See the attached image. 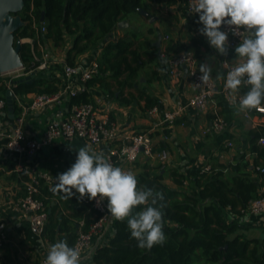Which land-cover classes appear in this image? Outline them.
<instances>
[{
    "label": "trees",
    "instance_id": "obj_1",
    "mask_svg": "<svg viewBox=\"0 0 264 264\" xmlns=\"http://www.w3.org/2000/svg\"><path fill=\"white\" fill-rule=\"evenodd\" d=\"M179 0H26L20 16L25 23L15 33L16 40L30 39L34 42L23 43L21 59L25 73L34 70L38 63L34 56H40V46L52 42L57 48H64L67 39L71 46L66 50V64L75 66L78 58L103 46L99 56L100 76L87 82V88L99 85L110 97L119 98L124 90L134 91L141 97L144 92L137 89L140 73L148 64L157 67L160 58L155 41L143 38L137 30H126V36L116 42H110V34L117 30L118 24L134 15H140L139 9L149 12L154 4L163 3L167 7L175 6ZM44 14V22H42ZM46 33H41V27ZM149 35L156 36L154 29ZM139 42L137 45L136 43ZM196 40L191 46L183 47L170 40L166 53H178L182 50L193 52L199 58V45ZM62 72L60 77L44 76L48 71ZM158 71L152 75L158 78ZM23 78H19L20 80ZM15 80V81H17ZM110 80V81H109ZM63 82V66L55 64L47 71L38 72L32 84L21 82L12 85L18 97L32 93L54 94ZM7 86L0 85V100H6ZM247 91L240 90V94ZM215 96L217 105L225 121L235 113L234 108L219 91ZM136 98L131 92L129 98H123V105H130ZM93 96L84 92L72 98L73 104L92 103ZM155 106L147 96L146 108ZM256 109L247 111L254 114ZM19 106L15 102V115ZM260 136L251 133V152L258 150ZM250 164L245 156L237 158L235 164H211L210 169L191 168L186 172L166 169L164 165L152 166L146 162L141 171L135 174L138 187L152 188L162 194L163 225L166 241L163 245H154L151 249L139 248L137 241L131 237L126 220L114 225L113 234L104 246L98 248L94 256L84 264H264V238H247L243 231L248 230L236 220H228L229 209L237 216H243L248 204L264 194H259L258 187L251 177ZM26 181L27 177L23 176ZM171 181L172 185L167 184ZM42 184L38 199L48 204V222L46 239L52 244L61 239L75 246L80 232H88L97 221L98 213L91 200L76 196L65 199L61 190L53 192L54 187ZM147 205L138 206L140 211Z\"/></svg>",
    "mask_w": 264,
    "mask_h": 264
},
{
    "label": "crops",
    "instance_id": "obj_2",
    "mask_svg": "<svg viewBox=\"0 0 264 264\" xmlns=\"http://www.w3.org/2000/svg\"><path fill=\"white\" fill-rule=\"evenodd\" d=\"M150 9L149 13L152 12ZM151 15L153 14L151 13ZM161 15L155 16L157 22L154 26L150 22L145 24L143 21L138 24V17H143L141 15L130 17L125 20L129 24L127 28L123 30L117 28L110 34V42H116L125 37L127 35L126 30L129 29L137 30L148 39L156 42L157 37L155 40V37L148 33L149 30L154 28L156 36L158 32L163 36V44L160 49L163 54L166 52L168 43L165 40L166 37H169L168 41L174 40L179 43L183 49L191 46L193 41L196 40L200 44L196 46L199 50V58H196V56L195 58L199 65L200 63H208L212 67L210 79L216 84L218 93L224 81V70L222 69L224 56L216 53L209 46L206 37L200 34V25L197 23L198 16L185 12L183 0H179L173 7L163 6ZM71 43L72 40L67 39L64 48H57L52 42H48L44 49L56 64L62 65L66 63V50L71 46ZM103 46L101 45L91 53L79 57L77 63L82 66L89 65L92 60L101 54ZM50 49L54 50L56 54H53ZM228 56L232 62H237L234 58V51L230 50ZM154 70L159 73L157 79L152 75ZM45 75L62 78V72L56 70L45 72ZM140 76L138 88L140 87L144 92V97L128 89L124 90V95L121 98L118 97L119 93L116 97H110L99 85L90 89L93 100H101L103 114L107 115L118 127L119 139L115 143L116 146L128 144L134 135L148 133L153 138L157 149L166 148L169 151L170 158L164 164V167L166 169H177L180 172H186L191 168L206 169L213 162L214 164L229 166L235 164L237 158L244 155L246 162L251 166V177L258 187L259 194H264V173L257 170V168L264 169V145L259 144L258 140V150L251 152L250 149L252 132H255V137L256 134L260 138L264 136V114H258L256 110L254 114H248L247 111H239L238 106H232L235 113L227 119V127L219 133L212 132L205 135V130L212 126L215 118L214 106L218 109L220 116L225 119L221 114V108L217 105V98H215L217 95H215V105H211L207 112L199 113L188 108L174 125L165 124L160 126L162 112L187 104L188 99L194 95L193 85L185 76L177 81L171 80L163 58H160L157 67L152 64L146 65ZM131 92L136 98L132 99L130 105H123L121 103L122 99L129 98ZM37 95L32 93L21 98L24 103L29 104ZM147 96L153 100L155 106L161 109V115L151 116L149 114L150 109L146 108ZM67 106L68 101H63L59 105L52 104L45 109L33 112L26 122V135L41 139L53 114L55 112L64 114ZM12 121L13 119L9 118L8 110L6 114L0 115V123L5 131L10 130ZM4 143L5 140H0V221L7 224L9 242L0 255V264H41L47 255V247L50 243L45 236L37 237L33 235L30 231L29 220L16 210V202L23 196L22 182L24 179L23 176L15 174L14 170L20 163H29L38 172L47 173L56 179V176L66 171L74 163L77 150L88 145L79 140L69 143L58 139L51 146L39 152L36 157L30 159L29 157L19 158L6 153L3 147ZM230 143L232 144L231 147L229 146ZM90 148L107 155L108 149L106 146ZM146 162H149L152 166L162 165L157 160L141 158L135 164L122 165V169L131 171L135 175L141 171V166ZM166 183L172 185L169 180ZM226 217L228 220H236L247 228L248 230L243 231V235L247 238H264V215L237 216L228 209Z\"/></svg>",
    "mask_w": 264,
    "mask_h": 264
},
{
    "label": "built area",
    "instance_id": "obj_3",
    "mask_svg": "<svg viewBox=\"0 0 264 264\" xmlns=\"http://www.w3.org/2000/svg\"><path fill=\"white\" fill-rule=\"evenodd\" d=\"M185 12L194 14L195 0H183ZM41 33H46V27L42 25ZM232 49L238 43V39L230 35ZM165 40L168 42L169 37ZM22 42L32 43L30 39L21 40ZM26 43V42H25ZM40 46V56H34V61L38 66L30 73H25L24 67L15 71L0 73V85L4 83L8 90H12L13 82L19 78H25L33 72H44L51 68L56 63L50 58V54ZM100 56V55H99ZM92 60L89 65L70 66L66 63L63 66V82L59 90L54 94H39L34 100L26 104L21 97L16 95V101L19 106V111L13 119L12 126L9 131H5L0 123V140H5L3 145L6 153L16 157H36L44 148L51 146L55 140L61 139L66 142L82 141L90 147L106 146L107 157L118 167L122 165L135 164L141 158L157 160L164 165L168 162L170 154L168 149H157L153 138L148 133H140L134 135L128 144L116 146L115 143L119 139V131L117 125L112 122L109 117L103 114L101 109V100L94 99L92 103L73 104L70 106V101L77 95L84 92L91 93L87 88V82L100 76V68L98 58ZM161 58L166 62L168 76L171 80L177 81L181 77H187L194 89V95L188 99L186 105H179L172 110H165L160 117L159 125H174L177 120L185 113L188 108H191L199 113H205L211 105H215L214 96L217 93L216 84L209 79L207 82H202L199 71V64L193 52L182 50L178 53H161ZM234 64L229 59V56H224L222 59V69L224 70V81L220 92L224 95L226 101L231 106H238V98L240 93H234L226 89L225 77L227 71ZM185 68L187 71H185ZM63 101H68L66 112H55L51 118L47 129L41 139L28 137L25 132V126L28 117L35 111L45 109L52 104H61ZM7 101L0 100V115L7 113ZM256 113L264 114V107L256 109ZM151 116L161 115V109L154 106L150 109ZM214 120L212 126L207 128L204 134L212 132L219 133L227 127V122L218 113V109L214 106ZM259 144L264 145V136L259 139ZM231 147L232 144L230 143ZM210 167L206 168L209 170ZM261 173L264 169L257 168ZM14 173L19 176H26L27 180L23 181V196L16 202V210L22 213L23 217L29 220L30 231L37 237H46V229L48 222V204L43 199H38L42 184L53 186L56 184V179L47 173H40L30 166L29 163H20L14 170ZM93 208L98 213V219L94 222L88 232H80L75 243V246L81 250L82 256L86 260L91 259L96 250L107 244L113 234L116 220L109 213L107 208V200L97 203L96 200H91ZM244 215L262 216L264 215V197L261 196L252 200L246 209ZM9 242L7 233V224L0 221V255L5 246ZM41 264H46V257Z\"/></svg>",
    "mask_w": 264,
    "mask_h": 264
},
{
    "label": "clouds",
    "instance_id": "obj_4",
    "mask_svg": "<svg viewBox=\"0 0 264 264\" xmlns=\"http://www.w3.org/2000/svg\"><path fill=\"white\" fill-rule=\"evenodd\" d=\"M199 32L220 56L234 51L237 61L226 73L225 88L239 93V111H251L264 106V0H195ZM238 39L232 49L229 37ZM202 82L209 81L212 67L200 63ZM53 192L61 190L64 198L76 196L100 202L107 200L109 213L115 220L125 221L130 235L139 248L151 249L163 245L162 194L152 188L138 187L131 171L115 166L103 152L88 146L80 147L74 163L56 176ZM147 205L140 211L138 206ZM86 257L76 246L61 239L48 245L46 264H84Z\"/></svg>",
    "mask_w": 264,
    "mask_h": 264
},
{
    "label": "water",
    "instance_id": "obj_5",
    "mask_svg": "<svg viewBox=\"0 0 264 264\" xmlns=\"http://www.w3.org/2000/svg\"><path fill=\"white\" fill-rule=\"evenodd\" d=\"M26 0H0V73H6L23 68L21 59V40L15 39V33L24 26V22L19 15L25 6ZM138 13L149 19L150 23L156 20V17L151 15L148 11L139 9ZM44 22V14L42 18ZM129 26L128 22L121 21L118 28L123 30ZM133 28V27H132ZM32 44L34 42L32 41ZM163 44V36L160 32L157 33V41L154 46L159 49L157 55L161 58V45ZM185 71L187 69L185 68ZM37 78V72L31 73L29 76L14 81L13 84L27 82L32 84ZM138 88V86H136ZM7 109L10 119L15 117V101L16 95L14 91L8 90L6 93Z\"/></svg>",
    "mask_w": 264,
    "mask_h": 264
},
{
    "label": "rangeland",
    "instance_id": "obj_6",
    "mask_svg": "<svg viewBox=\"0 0 264 264\" xmlns=\"http://www.w3.org/2000/svg\"><path fill=\"white\" fill-rule=\"evenodd\" d=\"M163 6H165L163 3H161V4H157V5H152L150 8V11H152V12H150V14L152 13L153 14V16H162L161 15V11H162V7ZM136 17H138V15H135ZM144 22L145 24H149V19L148 18H146V17H138V24H140L139 22ZM157 22V18H156V20L153 22V23H151V25L152 26H154V24ZM152 29H154V28H152ZM139 30V29H138ZM144 37H146L144 34H143V38ZM155 38V40H156V37L157 36H154ZM146 38H148V37H146ZM45 50V49H44ZM51 51H52V53L53 54H56L55 52H54V50H52V49H50ZM49 52V51H48ZM125 165H128V164H125ZM250 238H253V237H250Z\"/></svg>",
    "mask_w": 264,
    "mask_h": 264
},
{
    "label": "bare ground",
    "instance_id": "obj_7",
    "mask_svg": "<svg viewBox=\"0 0 264 264\" xmlns=\"http://www.w3.org/2000/svg\"><path fill=\"white\" fill-rule=\"evenodd\" d=\"M22 40H24V39H22ZM26 43H27V41H25Z\"/></svg>",
    "mask_w": 264,
    "mask_h": 264
}]
</instances>
